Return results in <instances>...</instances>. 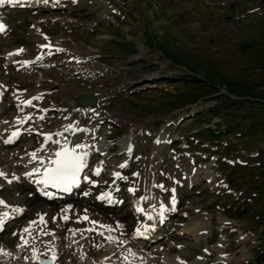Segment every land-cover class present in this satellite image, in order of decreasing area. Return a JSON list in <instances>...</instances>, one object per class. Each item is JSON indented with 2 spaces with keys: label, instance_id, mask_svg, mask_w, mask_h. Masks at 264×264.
Segmentation results:
<instances>
[{
  "label": "rangeland",
  "instance_id": "obj_1",
  "mask_svg": "<svg viewBox=\"0 0 264 264\" xmlns=\"http://www.w3.org/2000/svg\"><path fill=\"white\" fill-rule=\"evenodd\" d=\"M93 1L87 9L53 7L12 15L4 10L2 14L9 18L12 28L7 37L0 33L3 37L0 78L13 82L20 76H16L21 72L11 67L2 51L22 48L26 53H35L38 42L32 29L38 22V32L43 36L95 56L88 74H101L97 79L102 81L100 84L99 81L73 84L79 82L72 80L78 76L61 70L63 59L68 57L63 52L50 57L51 65L37 68L33 81H38L45 72L49 74L47 77H57L66 84L63 90L60 85L51 87L52 92L46 96L58 95L52 102L49 98L42 99L40 102L46 107L67 100V104L85 110L79 100L72 101L73 95L81 96L91 90L77 89L92 87L103 92L100 104L109 111L111 120L102 124V116L98 117V127L104 128L99 137L106 138L108 145L117 144L113 153H119L105 161L108 174L115 171L121 174L122 165L124 176L138 172L147 193L156 194L168 204L175 196L168 189L173 188L175 173L181 177L177 167L183 165L186 154L194 159V167L201 169L196 181L187 182L176 193L181 198L175 204L177 214L172 220L178 215L183 220L177 226L173 221L169 223L174 231L134 238L135 229L128 233L122 228L119 233L109 230L113 239L107 238L104 243L107 251L92 248V257L87 260L113 256L114 264H264V0ZM51 81L43 82L44 88ZM27 84L22 88L30 92L34 84L31 81ZM11 94L12 91L8 95L10 100ZM6 121L9 120L0 119V132L7 129ZM131 135L136 139L133 150L130 146L126 149ZM12 150L4 149L0 158H7L13 166L25 162L24 156L15 160L10 155ZM104 153L95 154L97 158L88 163L82 176H90L88 168L92 164L104 162ZM0 172L25 176L6 162L0 163ZM209 174L214 175L212 181L207 180ZM98 179L104 183L100 189H107V179ZM127 183L115 188L116 199L126 197ZM160 184L166 188L161 195L157 186ZM85 192L80 188L75 199L66 204L77 201ZM15 193L18 195L20 191L17 189ZM41 201L33 202L34 209L38 205L49 206ZM86 206L89 209H84ZM83 207L85 213L104 218L113 226L131 219L123 215L126 208L122 206L114 210L84 202ZM6 213V208H2L1 214ZM105 213L115 216L110 220ZM199 215L206 222L205 230L176 239L185 234L191 219ZM36 216L33 210V214L24 216V221L29 223ZM68 220V217L58 219L50 234L39 237L50 241L37 246L49 248L60 241L55 230L65 222L68 236L85 231V227L78 228ZM138 225L134 219V228ZM12 229L8 235L3 234L6 236L3 239L12 241V233L19 235L15 227ZM57 247L64 250L59 242ZM113 247L120 251L108 253ZM172 247L174 250L169 251ZM23 248L27 251L23 262H27L29 248ZM6 250L10 257L16 256L17 248L6 246ZM13 260L0 256V264L22 263ZM57 264L72 263L67 259Z\"/></svg>",
  "mask_w": 264,
  "mask_h": 264
},
{
  "label": "bare ground",
  "instance_id": "obj_2",
  "mask_svg": "<svg viewBox=\"0 0 264 264\" xmlns=\"http://www.w3.org/2000/svg\"><path fill=\"white\" fill-rule=\"evenodd\" d=\"M92 1L93 0H18V2L11 4H0V23H3L6 26L5 31L0 33L3 37H7L8 30L12 28L9 18L3 16L2 13L7 12L9 15H12L23 10H26L27 12L36 9H51L53 7L70 6L75 8L77 7L78 9H82L83 7L87 9L86 7H89V3ZM114 2H116V0H113V3ZM37 23L33 26V32L31 31L36 35L38 42L35 48V53H26L25 49H23L24 51L22 52L19 51L22 48H8L2 51L5 58L10 60L9 62L11 67L17 69L21 73L16 75H20L18 78L14 76V74L10 73V75L17 78L13 82L0 78V119L6 118L9 120L6 121L8 124L7 129L0 132V154L3 153L4 149H13L10 155L15 160L23 158L22 156L26 159L25 162H19L13 166L7 161V158H0V163L6 162L8 167L21 170L25 173V176H14L12 174L0 176V200L4 201L3 204H0V221H2V223H0V239L2 240V244H0V256H5V258L9 261L13 260V258V261H22L20 264H55V262L57 264V262L65 263L67 259H69L72 264H114L113 256L109 258L103 257V259L91 258L90 260H87V258L92 257V248H96V250H100L103 253L106 249L104 248V243L107 238H112L109 236V230L119 233L122 228L128 233L135 229L133 235L134 238H149L151 235H154V233L156 234L157 231L161 233L163 232V234H170L174 231L172 230L173 227L170 226L169 223L173 221V215L177 214L175 204L179 202L180 196L176 193H179V188L186 186L187 182L190 184L193 183V181H196L199 178L201 168L196 169L194 167V159L189 157V154H186L183 165L177 167L181 170V177L177 176L175 173L172 179V182H174L172 186L173 188L168 189L171 192L173 191L175 194L168 204H164L163 201L159 199L160 197L157 198L156 194L153 195V193H147L144 188L145 186H141L140 179L142 176L138 177V172L132 173L131 176H124L123 172L125 167H122L121 174L119 173V176L116 175L118 173L116 171L108 174V171L105 169L108 165L105 161L111 156L116 157L119 153L115 155L113 153L118 148L117 144L108 145L105 142L106 138L101 139V137H99L104 128H102V126L98 127V123L96 122L98 117L102 116V124L111 120V114L109 111L102 109V104H100L102 100L100 94L102 91L98 89L97 91L92 87H88L87 89L83 86V88H78L80 91L77 89L78 92H83L82 89L87 91L90 89L91 94L94 95V102L91 105L83 107L85 110L75 108L72 103L67 104V100L65 103L61 102V104L53 102L49 107H46L43 106L44 104L40 101H42V99L49 98L46 96V93L52 92L51 87L60 85L62 86L60 88L63 90V86L66 84L60 82L57 77H47L49 74L45 72L38 81H33L34 71H36L37 68L39 69L51 65L50 57L57 52L67 54V59H63L62 62L64 68L60 69L70 73L71 75L78 76L72 80H78L79 82H74L73 84H79L80 86L82 81H99L97 79L101 76V74H88L92 71L90 70L92 69L90 66L95 62V56L76 48H68L63 46V44L59 43L57 40L49 39L48 37L43 36L38 32L37 27L39 25ZM66 67H68V69ZM53 76L58 75L55 74ZM50 80H52L51 85H47L48 87L46 86L44 88L43 82ZM29 81L34 84V87L31 86L32 90L27 92V90L22 87L29 85L27 84ZM100 82L102 81H99V84ZM96 87L99 88L98 86ZM11 91L13 92V95L11 94L12 96H10L12 100L8 97L9 92ZM57 95L58 94L51 95V98H49L51 100L50 102H52V98L56 99ZM79 98L80 96L76 93V95H73L72 101H78ZM13 132L18 133V135L13 137ZM49 135L51 136L50 139L48 138ZM21 139L26 141H20ZM134 140L136 139L133 135L128 137L126 149L127 146H130V150L135 149ZM23 143H26V146L22 147L21 145ZM77 145H83L84 147L77 148ZM58 147H64L65 149L75 148L77 153H87L84 157L86 166L88 163L93 161L96 157L95 154L100 151L105 152L104 156L106 157H104V162L98 164L97 166L92 164V166L88 168L90 176L84 175L83 177H79L77 188H75L74 191H71L70 194L65 195L64 198L50 197L46 195L44 190L47 191L50 187L45 188V184L41 183L43 180L40 179L42 166L49 164L48 159L52 153L54 154ZM32 153L36 154L35 157L32 156ZM165 160L166 158L164 159V162ZM29 162L31 164H29ZM29 165L33 166L32 170L28 169ZM208 168L209 167H207V169ZM37 169L38 171H34ZM97 169H100L99 175L96 174ZM207 174L208 172H205L206 177ZM85 177L88 179H85ZM98 177H105V179H107L109 182L107 183V189H100L104 183H102ZM213 178L214 175L209 174V178H207V180L209 179L212 181ZM110 181L113 182L110 183ZM125 182H128L125 188L126 197H122L121 200H118L114 197L115 194H117L115 188H119V186ZM220 185L223 186V184ZM40 186L42 187L40 188ZM157 186L158 188L160 187V190H162L160 191V195L166 192V188L161 186V184L160 186ZM80 187L81 189L83 187L84 191H86L85 193L88 194L79 196L77 201L73 203L66 204V202L75 199V196L78 193L77 190ZM153 187L154 185L151 186V188ZM17 189L20 191L21 195H16L15 190ZM117 190V192H120L122 189ZM154 192L156 193V191ZM103 193H111V196L105 199H100L99 197ZM8 195L13 196V198L16 196L22 199L18 201L10 198ZM26 199L29 200L28 203L26 202ZM40 199H43L41 202L44 204H47L46 202H48L49 204L47 205L49 206L38 205L39 207L34 209L35 205L33 202H35V200L40 201ZM146 201L149 202L148 206L146 205ZM84 202L87 204H96V206L101 207L109 206L114 210L121 209L122 206L123 208H126H122L125 210L123 215H128L131 219H128L129 221L127 223L120 224L118 227L113 226L104 218H98L85 213L82 210ZM30 205H32L31 208ZM4 207L7 210L5 215L1 214V209ZM53 208H56L57 212L53 210ZM84 209L87 210L89 208L86 206ZM33 210H35L37 215L36 219L33 221L30 220L29 223L25 222L24 216H30L33 214ZM104 216L111 220V218L115 215L114 213H105ZM63 217H68L69 223H73L78 228L85 227V231L83 233L76 231L77 233L73 232L70 236H68L66 229L67 226H65L66 222L62 223L59 225V229H56L55 231L61 237L60 241L57 242L64 246V250L57 247L56 241L53 243V246H50L49 248L42 246L38 247V243L41 244L45 241L48 243L50 241L40 239L39 237L50 234L51 227H54L56 222H58V219L61 220ZM134 219H136V222L139 224L136 228L133 226ZM182 220L183 217L178 215L173 222L177 223L175 225L177 226L182 222ZM25 224L26 227H24ZM205 224L206 222H204L202 216H195L191 219V224L186 228L187 231L184 232L185 234L182 236H176L175 238L180 239L189 237L187 234L191 235L190 233L194 234L200 230H205ZM12 227H15V229L18 230L19 235L15 236L12 233V241L3 239V237H6L4 235H8L12 232ZM25 229L28 230L25 231ZM99 240L100 242L98 243ZM6 246L17 248L15 257H10L8 255L9 251L6 250ZM23 247L29 248V260L27 262H23L24 257L27 255V251ZM81 247H84V250L80 249ZM117 248L118 247L111 248L108 253H118L120 250L117 251ZM172 248H169V251H173L174 248ZM106 251L107 249L105 252ZM120 263L122 262L116 264Z\"/></svg>",
  "mask_w": 264,
  "mask_h": 264
},
{
  "label": "snow or ice",
  "instance_id": "obj_3",
  "mask_svg": "<svg viewBox=\"0 0 264 264\" xmlns=\"http://www.w3.org/2000/svg\"><path fill=\"white\" fill-rule=\"evenodd\" d=\"M15 2H18V0H0V4H4V3L11 4ZM5 27L6 26L3 23H0V32L5 31ZM19 51L22 52L24 50L20 49ZM16 135H18V133L16 132L12 133L13 137H15ZM48 138L50 139L51 136L49 135ZM76 147L82 148L84 146L77 145ZM35 155H36L35 153H32L33 157H35ZM56 155L58 159L52 161V164H54L55 167H52L45 172V179L41 181V183L45 184L46 186L48 184H51V186L54 188H63L64 191H69L73 185L79 183V175L86 167V164L84 162V157L87 155V153H77L76 149L73 148V149H65L61 152H58ZM34 171H38V169ZM99 173H100V169H97L96 174L99 175ZM3 175L5 174L0 172V176ZM116 175L119 176V173H117ZM85 179L88 178L85 177ZM45 194L49 195L48 193ZM87 194L88 193H85V195ZM109 196H111V193H103L99 198L105 199ZM3 203L4 201L0 200V204ZM0 223H2V221H0ZM27 230L28 229H25V231Z\"/></svg>",
  "mask_w": 264,
  "mask_h": 264
},
{
  "label": "water",
  "instance_id": "obj_4",
  "mask_svg": "<svg viewBox=\"0 0 264 264\" xmlns=\"http://www.w3.org/2000/svg\"><path fill=\"white\" fill-rule=\"evenodd\" d=\"M80 100L83 104H91L94 100L93 95L89 94V93H85L83 95L80 96Z\"/></svg>",
  "mask_w": 264,
  "mask_h": 264
}]
</instances>
